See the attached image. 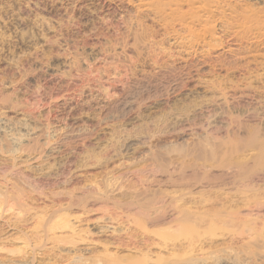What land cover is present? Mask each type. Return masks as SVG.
I'll use <instances>...</instances> for the list:
<instances>
[{
  "label": "rangeland",
  "instance_id": "1",
  "mask_svg": "<svg viewBox=\"0 0 264 264\" xmlns=\"http://www.w3.org/2000/svg\"><path fill=\"white\" fill-rule=\"evenodd\" d=\"M127 1L0 0V195L17 196L20 170L31 179V166L46 167L50 175H36V192L26 188V195L19 197V204L29 210L27 222L15 223L21 209L14 201L1 204L0 264L69 263L60 258L65 256L55 244L47 241L40 248L33 239L42 234L35 224L43 214L48 225L58 223L56 236L70 234L54 216L59 210L69 215L71 227L84 239L70 257L102 252V244L114 252L119 241L129 248L144 247L157 239L122 222L126 210L101 199H121L122 192L144 188L187 192L192 187L170 184L171 177L181 179L182 166H191L184 172L188 177L204 170L225 177L232 169L200 165L211 147L222 155L234 144L238 152L233 159L251 164L261 157L264 162L256 146H246L252 138L264 145V0H223L231 6H222L226 19L218 9L211 22L200 20L199 25L184 20L187 4L179 8L186 13L182 20L179 9L168 13L175 6L154 12L145 5L150 0ZM249 11L255 22L247 21ZM204 22L211 24L206 27ZM203 27L208 32L197 41L195 34ZM19 146L28 153L5 152ZM218 189L222 197L235 187L196 186L192 196L200 190L215 196ZM65 191H72L77 204L59 194ZM90 192L105 195L99 200L91 196L93 200L86 196ZM84 197L87 201L80 205L77 199ZM236 199L232 208L253 221L255 233L221 236L216 231L215 240L196 247L194 258H205L206 264H264V208ZM228 228L239 232L241 226ZM256 233L261 241L249 239Z\"/></svg>",
  "mask_w": 264,
  "mask_h": 264
},
{
  "label": "bare ground",
  "instance_id": "2",
  "mask_svg": "<svg viewBox=\"0 0 264 264\" xmlns=\"http://www.w3.org/2000/svg\"><path fill=\"white\" fill-rule=\"evenodd\" d=\"M129 1H131V0H129ZM222 2H223V0H150V2H147V4L145 3V5L147 7V10L154 11V12H155V9L161 11L162 9H165L166 7H168L167 9H169L171 6L172 7L175 6L174 8H171V9L168 10V13H169L170 10H171L170 12H172L174 10L177 11V9L180 8L181 4H184V5L187 4L188 11L186 10L187 14L186 13L185 14L187 16L184 18V20H189V23H188V25H189L190 22L191 23L192 22H196L197 23V21H200V20L207 21V23H208V20L210 19L209 21L211 22L215 18L214 17V12H216L218 9H219L220 12H222L221 14H222V17H223V12H224L223 10H225V9H223L222 6L223 7H228V6L231 7V6L229 4H227L228 6H225V5H223ZM155 6H156V8H154ZM233 10H235V9L230 8L229 11L233 12V15H234L237 12L234 13ZM179 11H180V9H179ZM179 11H178V13H179ZM181 11H180L179 17L177 15L176 16L178 18H182V20H183V17L185 16V14H183ZM161 12H165V10H162ZM243 12H245V11H243ZM151 13H153V12H151ZM217 13H215V14H217ZM241 13L239 12V14H241ZM175 14H176V12H175ZM248 14H250V11H249ZM237 15H235V16H237ZM157 16H158V14H157ZM230 16H231V14H230ZM238 16H240V15H238ZM249 16L251 18L247 17V15H246L247 21H248V19L252 20V16L253 15L251 16V14H250ZM158 17L159 18H163V17H160V16H158ZM222 17H220V18H222ZM241 17L243 18L244 16L242 15V16H240V18ZM211 18H213V19H211ZM225 19L226 18H224V20ZM241 20H244V19H241ZM203 21H201V22H203ZM245 21H242V23H241V24L244 23L242 25L243 27H244V25H247V24H245ZM247 21H246V23H247ZM252 21H254V20H252ZM167 22L168 21H166V23ZM173 23H175V22H173ZM207 23L204 22L203 24L205 25ZM197 24L199 25V23H197ZM209 25H205V26L207 27ZM181 26H183V25H181ZM211 26H213V25H211ZM239 26H241L240 22L238 24V27ZM178 27H179V25H178ZM235 27L237 28V26H235ZM204 28L205 27H203V30L201 28L202 32H200V33L198 32L197 34H195L196 37L195 36L194 37L196 38L197 41L204 40L205 34H206V32H208L207 31L208 28H205V30H204ZM183 29H184V27H183ZM211 29H212V27H211ZM241 29H239V30H241ZM176 30H178V29H176ZM246 30L248 31V28ZM251 30H252V28H251ZM197 31H199V30H197ZM143 37H142V40H143ZM112 46H113V44H112ZM130 47L132 48L133 46H130ZM111 50H113V49H111ZM148 55H149V53H148ZM258 62H260V61H258ZM100 92H102V91L100 90ZM212 98H214V97H212ZM201 101H202V99H201ZM212 103H214V102H212ZM207 110H205V111H207ZM157 124H158V122H157ZM190 127H191V125H190ZM177 129L180 130L179 128H177ZM3 140L4 139H2V141ZM261 142H259L260 144L257 145V143H258L257 140L252 138V139H250V141L248 143L250 145L246 144V146H254V147L256 146L258 148V150L261 151V154L264 155V145H261ZM232 146L230 148V146L228 147L226 145V147L231 149L229 152H226V148L224 146H222L223 148H225V150H223V151L226 152V153L221 152L222 155L220 154V151H222L220 149L222 147L219 149L220 151H218V150H215L214 147L210 148V146H209L210 149H208V151H207V153L208 152L209 153L207 154V156L203 157V159H202L203 162L200 164L201 166H204V164L207 162L210 165L214 166L215 168L218 167V168L232 169V171L229 172V174H227L228 176L226 175L227 178H226V176L225 177H221V178L211 176L209 174V172L206 171V170L201 172L200 175L193 176V175L189 174L190 176L188 177V174L187 175L185 174L186 173L185 171H188V170H185V169L187 167H189V166H187V167H183L182 166V168H181L182 172L180 174L181 175V179L178 180L177 177H176V179L175 178L173 179L172 177L171 178L169 177L170 178V184L173 183V184H175V186H190V187H192V189L191 188L188 189L187 192H184L183 190H179L178 193H170V192L161 191L159 189H156V190L151 189L150 190V189H147V187H146L147 190H145V188H144V190L142 192L141 191H137V190H132L130 192H127V191L125 192L124 191L125 193L122 192V194L120 195L121 199L111 200V198H108V197L105 198V199L104 198L101 199V201H104V202H112V204L114 206H116V208H124L126 210L125 212H123V216H120V219H122V222L123 221L127 222V224L131 223L135 227L139 228V230H142L148 237L150 236V238H152L154 236V238L157 239V240L146 241L145 244H144L145 245L144 247L143 246H139V247H131V248H129L128 245H123L122 241H119L117 246L114 247L116 249V251H114V252L113 251H109V248H110L109 244H102V247L104 248V250L102 252L92 253L89 256H85V254L83 252H80L79 255H77V256L74 255L73 257H70L69 256L70 252H72V251H80L77 248V246H78V244H80L79 242H83L84 239L80 237L81 236L80 233H76L75 230L71 227L72 225H71V223H69L70 222L69 215L67 213H65L64 211H62V210H59V212L61 211L60 213L59 212L56 213V211H57L56 210L55 212H53V214L56 213L54 215V216H56L55 218H57V216H59L58 222L61 221V223H59V225L60 224L62 225L61 229H68L70 234L56 236L54 231H55V227L57 226L58 223L56 225H54V224L53 225H48L45 222L47 214L46 215L43 214V215H40L39 217H37L36 224H35V229H41L42 230V234H37L36 233V237H34L33 239L37 240L38 247H40V248L43 247L45 245V242H47V241L52 242L53 244H55L57 246V249L59 251L63 252L62 255L65 256V258L64 257H60V258H63L64 260L68 261L69 263H67V264H206L205 263L206 262L205 258H202V259L194 258L192 256V254L194 253L196 247L202 245V242H204V240L209 241V242H210V240H212V241L215 240V238H213V237L215 236V232L216 231H219L221 233V236H224L225 234H232V235L238 234V235H241V234L244 233V231L247 232L248 234L255 233L253 231V228L250 227L251 224H252L251 222H253V221L251 219H247L246 220V219H243L242 217H239V215L237 214V210L232 208L233 205H234V201H235L234 198H237L236 200L241 198L240 202L243 205H248L249 206L250 204H252L256 208L260 207L258 209H261L262 207L264 208V200H262V198H264V196L262 197V194L264 195V183L263 184L256 183L258 181L262 182L264 180V162H263L262 158L261 157H256L255 159L252 160L251 164H249V162H247L245 160L233 159L232 156H233L234 153L238 152L237 151L238 149L235 150L236 145H234L233 146L234 150H233ZM243 146L245 147V145H243ZM33 147H35V145L32 146L31 148H33ZM36 147H37V145H36ZM126 147H129V146H126ZM25 149H24V147L21 148L19 146L16 149L15 148H9L7 151L5 150V152L11 153V154H16V155L18 154V156H22L23 153L27 152ZM216 149H217V147H216ZM32 151L35 152L34 149H32L29 152L34 153ZM223 153H224V156H223ZM179 154H181V153H179ZM162 164H164V163H162ZM13 165H15V164L13 163ZM9 166H11V165H9ZM196 166H193V168L195 169ZM27 167H29V166H27ZM50 167L51 166H49L47 169L50 170L51 169ZM190 167L188 169H190ZM45 168L46 167H44V168L43 167H41V168L40 167L33 168L31 166L29 169H30V171L32 169V171L31 172L29 171V172L32 174V176L35 175L31 179L29 178L30 176L28 174H27L28 176L24 175V173H23L24 170H20L19 172L15 171V172H17L16 173L17 175L19 174V178H18L19 181L16 182V184H18V185H15L16 186L15 188H16L17 196L13 197L12 195L1 194L0 195V212L2 211L1 210V204L3 205V204H7L8 201H14L15 206L21 209V211L16 214V215H20L21 214V216L16 218L17 221H15V223L18 222V221H21V220L24 223L27 222V216L29 214V210L28 209H24L19 204V197L21 195H26V193H27L26 188H28L31 191L34 190L36 192V188L38 187V184L35 185L36 183L35 184L33 183V181L35 182L36 175H38V177L40 179H47V177L50 176V175L48 176L46 174L47 172H46ZM15 169H16V167H15ZM49 172H51V171H48V173ZM153 172H155V171H153ZM162 172H164V171H162ZM165 173H167V172H165ZM178 174H179V172H178ZM58 176H59V174H58ZM179 176H178V178H179ZM169 178H167V179H169ZM228 184H231L233 187H235V190L234 191H230V192H226L225 196H222V197L218 196V193L222 189L216 190L215 191V196H212L213 192L211 190L208 193H204L205 190H200V191L197 192L199 194V196H192L193 188L196 187V186H201L203 189H206L207 187L212 186V185H215V186H218V185L219 186H226ZM110 185L107 184V186H110ZM59 194L60 195H62V194L65 195L68 198L69 202H71V203H73L75 201V199H74L75 197L73 198L74 194L72 193V191H68V192L65 191V192H62V193L60 192ZM260 194H261V196H259ZM104 195H105V192L104 193H101V192L100 193L99 192L91 193L90 192L86 196H88V197L92 196L96 200V199L99 198V196H104ZM106 195H108V194L106 193ZM76 196H78V195H76ZM77 201L80 203V205H82L83 203H85L87 201V198L84 197L81 201H80V199H77ZM69 202H68V204H69ZM74 203L77 204L76 202H74ZM9 210L10 209H8V211ZM110 219L111 220H115V221H119L118 217H110ZM237 223L241 226V229L239 230V232L236 231L237 229L228 228V226H233V225H235ZM145 226H150V227H152L154 229H152L151 231L150 230L148 231L145 228ZM102 232H104V230H100L99 231V233H102ZM255 235H256L255 237H250L249 239L258 241V240H260L262 238L261 237L262 235H260V234L257 235V233H256ZM78 237H79L80 240H75ZM259 237H261V238L259 239ZM263 239L264 238H262V240ZM23 240H28V238H27V236L25 234H23ZM120 249L125 250V251L127 250L128 253H124V252L122 253L120 251ZM153 249H158V252H153L152 251ZM84 250H87V249H84ZM9 251L13 252L14 250H9ZM19 251H20L19 249L16 250V253H18ZM88 253H90V252H88ZM211 257L213 258V256H211Z\"/></svg>",
  "mask_w": 264,
  "mask_h": 264
}]
</instances>
